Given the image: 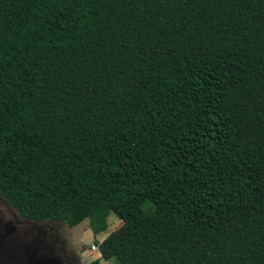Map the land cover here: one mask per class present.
Returning <instances> with one entry per match:
<instances>
[{
    "label": "trees",
    "instance_id": "16d2710c",
    "mask_svg": "<svg viewBox=\"0 0 264 264\" xmlns=\"http://www.w3.org/2000/svg\"><path fill=\"white\" fill-rule=\"evenodd\" d=\"M0 196L113 215L105 262L264 264V0H0Z\"/></svg>",
    "mask_w": 264,
    "mask_h": 264
},
{
    "label": "rangeland",
    "instance_id": "374dc122",
    "mask_svg": "<svg viewBox=\"0 0 264 264\" xmlns=\"http://www.w3.org/2000/svg\"><path fill=\"white\" fill-rule=\"evenodd\" d=\"M157 221L161 222L160 216ZM107 224L106 232L93 236L87 220L73 228L54 220L32 221L21 217L0 196V264H88L93 260L114 264L99 259L98 251L90 248L122 223L110 215Z\"/></svg>",
    "mask_w": 264,
    "mask_h": 264
},
{
    "label": "built area",
    "instance_id": "2783aa9c",
    "mask_svg": "<svg viewBox=\"0 0 264 264\" xmlns=\"http://www.w3.org/2000/svg\"><path fill=\"white\" fill-rule=\"evenodd\" d=\"M90 248L92 251H95V250L98 251V247L96 245H91Z\"/></svg>",
    "mask_w": 264,
    "mask_h": 264
}]
</instances>
